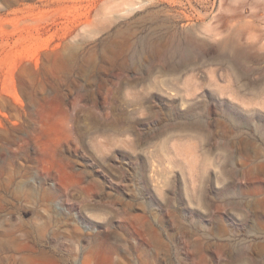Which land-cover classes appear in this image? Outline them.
Masks as SVG:
<instances>
[{
  "label": "rangeland",
  "instance_id": "1",
  "mask_svg": "<svg viewBox=\"0 0 264 264\" xmlns=\"http://www.w3.org/2000/svg\"><path fill=\"white\" fill-rule=\"evenodd\" d=\"M0 264H264V0H0Z\"/></svg>",
  "mask_w": 264,
  "mask_h": 264
}]
</instances>
